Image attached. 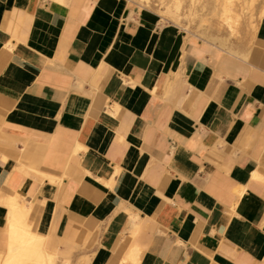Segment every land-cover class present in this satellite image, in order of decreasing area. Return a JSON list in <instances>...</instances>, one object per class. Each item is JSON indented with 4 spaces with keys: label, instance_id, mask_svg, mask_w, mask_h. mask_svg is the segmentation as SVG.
I'll return each instance as SVG.
<instances>
[{
    "label": "crops",
    "instance_id": "obj_1",
    "mask_svg": "<svg viewBox=\"0 0 264 264\" xmlns=\"http://www.w3.org/2000/svg\"><path fill=\"white\" fill-rule=\"evenodd\" d=\"M210 1L212 42L133 0H0V193L55 264H264V20L229 46L243 0L233 27Z\"/></svg>",
    "mask_w": 264,
    "mask_h": 264
},
{
    "label": "rangeland",
    "instance_id": "obj_2",
    "mask_svg": "<svg viewBox=\"0 0 264 264\" xmlns=\"http://www.w3.org/2000/svg\"><path fill=\"white\" fill-rule=\"evenodd\" d=\"M133 1L157 9L165 18L178 24H182V28H184L185 31L199 39L210 41L207 35H227L224 29H220L213 25L211 26V23L200 25L201 17L210 14L212 10V1H210L208 8L206 9L202 8L203 0H194L195 9L192 8V2L190 0ZM200 1H202V3ZM251 1L252 0H243V9L241 12L242 20L240 24L241 33L237 36L238 38H233L232 41L229 42V46L237 48L238 45L243 42H247L250 46L254 33L256 32L258 21L264 20V0H253V3ZM236 13L237 12L235 10L233 16L237 25L238 20L235 18ZM207 18H210V16ZM214 44L220 46L219 42ZM214 51L219 52V50L215 47Z\"/></svg>",
    "mask_w": 264,
    "mask_h": 264
},
{
    "label": "bare ground",
    "instance_id": "obj_3",
    "mask_svg": "<svg viewBox=\"0 0 264 264\" xmlns=\"http://www.w3.org/2000/svg\"><path fill=\"white\" fill-rule=\"evenodd\" d=\"M236 1L240 3V1L242 0ZM236 1L223 0L222 3L224 15L226 17L231 16L230 19L232 21V27L236 25L234 16H232L234 14L232 5H234ZM251 2L253 3V0ZM221 13L223 14V12ZM51 182L59 184L60 180L58 182L57 180ZM17 184L18 183H15V185ZM11 194L12 195L10 196L3 197L0 193V204L8 207V224L6 223L8 233V246L5 251L0 252V264H55L52 259L46 258V254L42 246L43 238L31 232L29 226L26 224L25 220L28 216V211L26 210L23 202L21 203L22 200L19 197L20 194L17 195L15 192Z\"/></svg>",
    "mask_w": 264,
    "mask_h": 264
}]
</instances>
